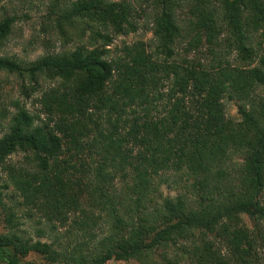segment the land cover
Here are the masks:
<instances>
[{"label": "trees", "instance_id": "obj_1", "mask_svg": "<svg viewBox=\"0 0 264 264\" xmlns=\"http://www.w3.org/2000/svg\"><path fill=\"white\" fill-rule=\"evenodd\" d=\"M139 2L52 0L43 30L74 47L0 55V85L5 73L40 94L37 115L14 103L0 136L1 264L30 253L51 264H264V0ZM149 14L151 43L115 45ZM17 19L0 22V48ZM170 172L194 178L195 200L155 199ZM23 219L49 225L38 227L47 240Z\"/></svg>", "mask_w": 264, "mask_h": 264}, {"label": "rangeland", "instance_id": "obj_2", "mask_svg": "<svg viewBox=\"0 0 264 264\" xmlns=\"http://www.w3.org/2000/svg\"><path fill=\"white\" fill-rule=\"evenodd\" d=\"M121 1V0H116ZM130 1H139L141 0H130ZM52 3V0H0V22L4 20L5 18L15 16L17 17V22L12 27V34L8 39L4 42L3 46L0 48V55L2 57H8V58H18L22 61H34L40 58L41 56L45 55L47 52L52 53H59L60 51H64L67 49H71L74 47L73 43H70L68 46L65 45L64 40L61 39V36H58L54 34L53 36L52 32H45L43 29L46 28V20L45 17L48 15L50 11V5ZM215 6V7H214ZM217 5H211L210 9L217 8ZM190 8L186 5L182 9H180L177 13L178 21L181 26H183V29L185 28L186 24L189 25L186 21L189 19L188 13ZM147 20V21H144ZM139 30L134 33L127 36L118 37L115 40V45L120 46L123 41L127 43H133L135 41H144L147 43H151V40L153 38V33L150 31V23L152 20H150V14L149 16L144 19ZM144 25V27H143ZM190 38L187 36L186 39ZM188 40H185L183 43V46L186 45V42ZM47 45V46H46ZM114 45V46H115ZM49 46H51L50 49ZM113 46V47H114ZM182 46V45H181ZM182 46V47H183ZM203 48H199L198 52H193L191 57L195 58H203L204 52ZM48 50V51H47ZM2 82H1V92L0 95V123L2 125L1 130L2 134L7 132V126L9 123V120L11 118V115L15 112L14 103L19 102L22 105H24L31 113L34 115L39 113L40 106L37 102V99L39 98L40 94L39 92H29L30 96L26 97L24 93L21 92V89L19 88V82L18 79L13 75L8 74H2ZM44 86H48V83H43ZM226 103V110L227 115L233 119L238 120L239 114H238V103L236 100L231 101H225ZM244 155L242 153H236L233 155V160L230 163L231 166L234 167V171L236 172L239 169L238 164H241L244 161ZM23 159V155L21 153H18L12 158L9 159L12 163L18 164ZM236 167V168H235ZM185 172H182L181 175L184 176L182 180L180 178L181 175H175L174 173H169L167 175L162 176L160 189L158 194L155 196V199L160 201L162 197L166 198L169 197L170 199H175L178 196H184L189 197L190 202L195 200L196 197H194L195 190L192 189V185L194 183V178H189L184 174ZM160 181V180H158ZM6 183V175L0 170V184L4 186ZM191 188V189H190ZM6 195H11L13 192V188L9 187L8 189L2 190ZM262 201L264 203V195L262 198ZM152 209V208H151ZM19 215H23V211H19ZM3 215L0 213V232H5L4 228L2 226L3 221ZM243 220L245 224L249 227H252V222L247 216L243 217ZM23 229L25 232L30 233V236L34 240H47V238H40L38 235V227L40 229H48L49 225H43V224H36L35 222L27 221L23 219ZM65 229L60 230L59 232L51 233L49 235V239L51 242L54 241L56 234L59 236L63 235ZM47 235V236H48ZM100 239H102L105 235H107V232L102 234ZM55 237V238H54ZM62 243H65V240L62 239ZM170 253L171 257H175V253L173 252V249L168 251ZM163 254V250L160 249L158 251V254L154 255L155 259L158 261H161V255ZM0 257H3L0 255ZM51 264L47 262L42 256L30 253L26 257L19 258V264ZM1 264V263H0ZM52 264H58V263H52ZM107 264H138L134 260L130 261H116L112 260L109 261Z\"/></svg>", "mask_w": 264, "mask_h": 264}, {"label": "flooded vegetation", "instance_id": "obj_3", "mask_svg": "<svg viewBox=\"0 0 264 264\" xmlns=\"http://www.w3.org/2000/svg\"><path fill=\"white\" fill-rule=\"evenodd\" d=\"M2 264H7V262H2Z\"/></svg>", "mask_w": 264, "mask_h": 264}]
</instances>
